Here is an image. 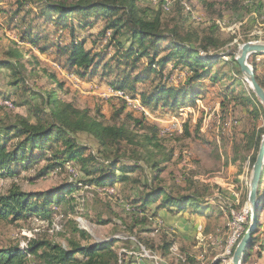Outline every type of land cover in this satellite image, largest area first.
<instances>
[{
  "label": "rangeland",
  "instance_id": "1",
  "mask_svg": "<svg viewBox=\"0 0 264 264\" xmlns=\"http://www.w3.org/2000/svg\"><path fill=\"white\" fill-rule=\"evenodd\" d=\"M135 1L147 19L157 18L165 29L179 28L185 33L193 32L198 38L209 36L213 43L209 48L212 56L230 64L220 67L219 62L212 71L232 74L235 80L224 78L214 84L205 80L199 87L205 93L192 105L174 111H149L138 100L131 99L129 94L108 88L104 80L99 79L100 76L81 80L68 74L54 62L53 52L42 54L22 43L19 34L7 27L5 16L0 13V58L6 57L10 51H16L21 57L24 77L23 85H11L10 72L0 70V121L16 116L28 118L29 105H40L37 96L54 92L60 102L86 110L104 125L128 127L133 134V142H122L120 145L119 152H123L126 158L124 162L132 161L129 158L137 154L143 158L151 157L160 162L163 169L160 174L162 185H173L183 194L198 196L220 213L217 217L213 215L207 218L188 211L185 216L165 211L163 215L151 218L149 212L141 214L131 211L129 206L135 185L130 182L117 183L115 189L108 187L99 193L86 187L73 193L74 197L84 198L83 203L82 199L78 201L82 205H78L79 210L75 215L64 217L55 210L51 216L56 221L53 229L34 218L13 224L0 222V249L10 246L26 248L29 240L49 241L64 250L68 249L70 242L82 246L114 242L111 248L120 260L130 264H189L188 258L194 264H230L237 245L233 246V241L237 238L240 240L249 225V179L258 149L247 151L245 145L252 133L255 138H262L264 115L258 99L241 73H235L229 55L232 54L234 59L239 45L245 42L264 43V0ZM10 4L13 5L5 1L4 9H8ZM101 26L102 21L90 30H77V36L83 37L87 32L96 33ZM212 26L216 29L210 30ZM46 29L51 32L53 27L48 25ZM67 39L64 32L61 41ZM103 45L105 41L96 45L94 50L101 52L105 47ZM89 47L87 43L86 48ZM112 53L107 49L103 61L109 59ZM145 63V59H142L134 73L145 68ZM247 63L249 66L256 64L255 74L259 81L264 82V56L251 55ZM168 71L171 73L170 77H166L168 84L176 87L184 81L185 70L175 68L170 63L164 73ZM138 87L147 89L148 84H139ZM3 98L11 99L13 105ZM22 101L29 102V105L18 106L17 103ZM124 104L126 108H123ZM121 109H124L123 112L115 116ZM134 121H141V127L145 128L134 125ZM154 125L158 127L155 138L158 146L143 149L142 138L150 135L147 127ZM77 139L95 150L96 145L88 136L79 134ZM45 164L41 160L28 170H19L14 176L0 177V192H6L12 186L26 193L47 192L71 182L72 171L69 169L36 177ZM79 176L72 179H83L81 174ZM133 176L137 177L138 174ZM262 187L252 244L260 251L264 249L260 247L264 244V182ZM228 210L231 211L230 218ZM245 213H248L246 220L243 215H238ZM233 217H236V223H241L240 233L234 230ZM97 218L105 220L106 224H98ZM75 230L83 231L89 238L82 237ZM166 242L172 245L168 251L163 249ZM253 256L258 257L252 249L247 250L246 260L250 261ZM27 264L43 263L29 258ZM259 264H264V257Z\"/></svg>",
  "mask_w": 264,
  "mask_h": 264
},
{
  "label": "trees",
  "instance_id": "2",
  "mask_svg": "<svg viewBox=\"0 0 264 264\" xmlns=\"http://www.w3.org/2000/svg\"><path fill=\"white\" fill-rule=\"evenodd\" d=\"M5 1L12 2L13 5L10 4L8 9H4ZM136 2L0 0V13L5 16L7 27L19 34L18 38L22 43L42 54L53 52L54 62L68 74L81 80L100 76L99 79L104 80L108 88L129 94L131 99L138 100L149 111H174L192 105L205 93L199 89L205 80L212 84L224 78L235 80L232 74L227 75L220 70L212 71L219 62L220 67L230 64L212 56L209 48L213 43L209 36L198 38L193 32L185 33L179 28L165 29L157 18L147 19ZM101 21L102 26L96 33L87 32L83 37L77 36V30H90ZM48 25L53 27L51 32L46 29ZM215 27L209 29L215 30ZM64 32L68 39L61 41ZM103 41L105 47L102 51L94 50ZM87 43L90 44L89 48H86ZM107 49L113 53L109 59L103 61ZM5 56L0 58V70L10 72L11 85H23L21 57L16 51H10ZM229 56L235 73L239 74L232 54ZM142 59L146 61L145 68L134 73L136 65ZM170 63L186 72L184 81L176 87L167 83L166 77H170L171 73H164ZM251 66L256 82L264 90V82L259 81L255 74L256 64L252 63ZM139 84H148V88L140 89ZM37 97L40 102L38 106L29 105L27 101L17 103L18 106L29 105L28 118L16 116L0 121V177L14 176L19 170H28L44 160L46 164L36 177L55 171L66 172L69 169L72 171V178H80L81 174L83 179L70 178V183H64L47 192L26 193L14 186L6 192H0V222L13 224L34 218L53 229L56 221L51 216L55 210L61 216H72L79 210L78 205L81 202L78 201L82 199V203L84 202L82 196L74 197V192L87 187L99 193L108 187L115 189L117 183L129 182L135 185L129 206L132 212H149L151 218L159 216L157 214L161 211L175 212L178 215L188 211L195 216L207 218L213 215L217 217L220 213L198 196L183 194L173 185H162L160 174L163 169L160 162L151 157L143 158L137 154L129 158L132 161L124 162L123 159L126 158L123 152H119L120 145L122 142H133V134L125 125H104L91 117L86 110L60 102L54 92L40 93ZM3 99L11 101L13 105L11 99ZM257 102L264 115L262 105L258 100ZM123 108H126L125 104ZM122 110L124 109L117 111L115 116L120 115ZM134 125L141 127L142 122L134 121ZM147 128L150 135L143 136L141 147H157L155 138L158 127L154 125ZM261 132L264 134V129ZM79 134L92 139L96 145L95 150L79 143ZM260 140L261 138H255L252 133L245 145L247 151L258 149ZM135 173L138 174L137 177L133 176ZM263 182L264 164L258 197L263 191ZM259 200L261 203V198ZM230 214L231 211L228 210L229 218L232 216ZM96 221L101 225L106 224L101 218ZM75 231L82 237L89 238L83 231ZM254 238L251 239V246ZM113 244L114 242L82 246L70 242L68 249L64 250L49 241L29 240L26 248L10 246L0 249V264H27L29 258L43 264H130L120 260L111 248ZM171 246L170 242H166L163 249L168 251ZM188 260L189 264H194L192 259Z\"/></svg>",
  "mask_w": 264,
  "mask_h": 264
},
{
  "label": "water",
  "instance_id": "3",
  "mask_svg": "<svg viewBox=\"0 0 264 264\" xmlns=\"http://www.w3.org/2000/svg\"><path fill=\"white\" fill-rule=\"evenodd\" d=\"M251 55L264 56V43L262 42H245L238 47V51L234 58L243 79L247 82L250 90L258 99L264 108V90L255 80L254 71L248 65L247 60ZM264 164V134L259 143L255 162L252 165L251 175L249 179V192L247 196L248 210L250 212L249 225L237 245L235 246L230 264H242L247 250L251 248V239L257 227V214L259 210V180Z\"/></svg>",
  "mask_w": 264,
  "mask_h": 264
},
{
  "label": "crops",
  "instance_id": "4",
  "mask_svg": "<svg viewBox=\"0 0 264 264\" xmlns=\"http://www.w3.org/2000/svg\"><path fill=\"white\" fill-rule=\"evenodd\" d=\"M162 212H164V211H161V212H159V216H160V214H162L163 215V213ZM185 214L186 213H184L183 215H178V216H185ZM259 246V245H258ZM257 246L256 245H254V246H251V248L250 249H252V251H253V254L255 255V254H257V256L258 257H255V256H253V258L250 260V261H247L246 260V257H247V252H246V254H245V257H244V259H243V261H242V264H259V262H261V260H262V257H264V249L262 250V251H260L259 249H258V247L256 248ZM260 247L262 248H264V244H261L260 245ZM258 252V253H257ZM255 259V260H254Z\"/></svg>",
  "mask_w": 264,
  "mask_h": 264
},
{
  "label": "built area",
  "instance_id": "5",
  "mask_svg": "<svg viewBox=\"0 0 264 264\" xmlns=\"http://www.w3.org/2000/svg\"><path fill=\"white\" fill-rule=\"evenodd\" d=\"M110 95H115V94H110ZM132 104V103H131ZM134 107V105H132ZM135 108V107H134ZM249 212V211H248ZM247 214L248 213H245V214H238V215H243V218L245 217V220H246V217H247ZM233 220H234V230H238V233H240L241 231H239V229L241 230L240 226H241V223H236V217L234 218L233 217ZM244 220V219H243ZM238 242V238L236 241H233V244H237Z\"/></svg>",
  "mask_w": 264,
  "mask_h": 264
}]
</instances>
